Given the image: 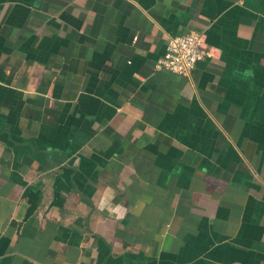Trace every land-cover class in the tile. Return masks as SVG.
Masks as SVG:
<instances>
[{
  "label": "crops",
  "instance_id": "crops-1",
  "mask_svg": "<svg viewBox=\"0 0 264 264\" xmlns=\"http://www.w3.org/2000/svg\"><path fill=\"white\" fill-rule=\"evenodd\" d=\"M0 264H264V0H0Z\"/></svg>",
  "mask_w": 264,
  "mask_h": 264
},
{
  "label": "built area",
  "instance_id": "built-area-1",
  "mask_svg": "<svg viewBox=\"0 0 264 264\" xmlns=\"http://www.w3.org/2000/svg\"><path fill=\"white\" fill-rule=\"evenodd\" d=\"M210 55L202 36L194 31L171 36L165 52L154 67L180 75L190 74L196 64Z\"/></svg>",
  "mask_w": 264,
  "mask_h": 264
}]
</instances>
